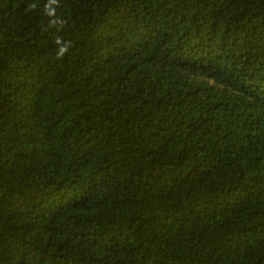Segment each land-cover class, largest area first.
<instances>
[{
	"label": "trees",
	"instance_id": "16d2710c",
	"mask_svg": "<svg viewBox=\"0 0 264 264\" xmlns=\"http://www.w3.org/2000/svg\"><path fill=\"white\" fill-rule=\"evenodd\" d=\"M0 264H264V0H0Z\"/></svg>",
	"mask_w": 264,
	"mask_h": 264
}]
</instances>
